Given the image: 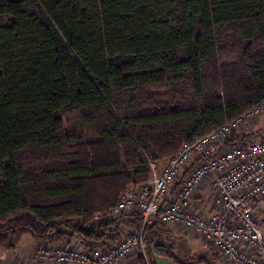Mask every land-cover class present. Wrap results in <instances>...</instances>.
Masks as SVG:
<instances>
[{
	"label": "trees",
	"instance_id": "obj_1",
	"mask_svg": "<svg viewBox=\"0 0 264 264\" xmlns=\"http://www.w3.org/2000/svg\"><path fill=\"white\" fill-rule=\"evenodd\" d=\"M261 100L264 0H0V245L119 240L139 215L93 216L148 160ZM169 231L145 226L154 255L219 264L179 256Z\"/></svg>",
	"mask_w": 264,
	"mask_h": 264
},
{
	"label": "built area",
	"instance_id": "obj_2",
	"mask_svg": "<svg viewBox=\"0 0 264 264\" xmlns=\"http://www.w3.org/2000/svg\"><path fill=\"white\" fill-rule=\"evenodd\" d=\"M260 117H264V100L192 141L183 142L162 170L158 171L156 161L148 160L150 178L120 194L116 205L109 209V213L117 210V215H104L105 219H114L135 213L141 218L140 226L125 231L107 248H88L78 240L71 244L42 242L28 261L2 264H116L135 248L145 254L150 242L144 228L156 217L162 224L185 226L203 236L226 264H264V222L256 218L253 208L254 202L264 197V132L258 138L225 144L236 130L249 133L252 120ZM208 176L218 196V208L202 215L192 210L191 201Z\"/></svg>",
	"mask_w": 264,
	"mask_h": 264
},
{
	"label": "rangeland",
	"instance_id": "obj_3",
	"mask_svg": "<svg viewBox=\"0 0 264 264\" xmlns=\"http://www.w3.org/2000/svg\"><path fill=\"white\" fill-rule=\"evenodd\" d=\"M259 119L260 118H256V119L252 120V122H255L256 120H259ZM263 125H264V123H260L259 125L256 126V128H258L259 126H263ZM251 127L253 129L255 126L252 125ZM251 131H253V130H251ZM262 131H264V130H262ZM259 133H260V130L259 131L255 130V132H253L249 136H247L244 141L251 140L255 137L258 138L260 135ZM244 135L245 134H242V136H244ZM233 136H234V134H233ZM231 137H232V135L227 137L225 140V144L227 146H229L231 144L241 143L243 141L242 139H236L237 141L234 142V140H230ZM169 158H166V159L161 160V161H157L158 171L161 170V168H163V166H165V164ZM209 189H210V191H208L206 198L213 199L214 210L212 211V213H214L215 210H217V208H218V203H217L218 196H217L216 192L213 190V187H211V188L209 187ZM215 201H216V203H215ZM253 208H254V214H255L256 218L258 220L264 222V197L255 201L253 204ZM117 212L118 211L115 210V211H112L109 213V210H108L104 214L94 215L93 219H94V221L98 220L95 222H100L102 219H104V215H106V217L113 218L115 215H117ZM202 215H205V213H202ZM165 226L170 230L169 234L166 236V241L168 243H171L174 245V247H175L174 251L179 256L184 257V259H188V258H190V259L193 258L194 260L205 259V260H207L206 262L209 261V263H211V262L215 263L216 262L219 264H226V262L221 257L217 248L211 242L206 240L203 236L199 235L197 232H195V231H193L190 228H187L185 226H181V225L168 224ZM125 231L127 232V230H125ZM122 237H123V234L121 235L120 239ZM26 238L31 239L32 237L29 234H22L21 236H19L15 240L14 246L12 249H15L18 239H19L18 245H17L18 248H21L22 246H24V244H25L24 240ZM147 239L150 242V246L147 248V250H145V254H143L139 248L138 249L135 248L126 257L136 256V259H137V256H139V254H141L143 259L145 260V262L147 264H148V262H150L149 260H151L153 262L152 257L154 256V254H153L152 250H153V247L155 244L150 239L149 236L147 237ZM119 240H117V241H119ZM117 241H115V242H117ZM115 242H109L103 246H105V248H107L109 245H111L110 243H115ZM49 243L52 244V242H49ZM12 249H10V250H12ZM194 264H197V263H195V261H194Z\"/></svg>",
	"mask_w": 264,
	"mask_h": 264
},
{
	"label": "crops",
	"instance_id": "obj_4",
	"mask_svg": "<svg viewBox=\"0 0 264 264\" xmlns=\"http://www.w3.org/2000/svg\"><path fill=\"white\" fill-rule=\"evenodd\" d=\"M260 123H264V117H260L259 120H256L255 122H253V126H255L253 129L251 128V130H253V132L259 131L262 129L263 126H259L258 128H256L257 125H259ZM249 131L252 133V131ZM264 130V129H263ZM264 131H260L259 134H261ZM233 134H243L242 130H236L232 133ZM256 138V137H255ZM254 139V138H253ZM164 168V166H163ZM161 168V170L163 169ZM211 176L206 177V179L203 181V183L201 184V186H199V188H197L195 190L194 196L192 197V205L191 208L194 212L197 213H205V215L211 214L212 211L214 210L213 206V199L210 198H206L207 197V193L208 191H210L209 187L211 188ZM20 239V238H19ZM18 239V241H19ZM18 241L16 243V247L15 249H7L5 245H0V264L2 263H9V262H23V261H28L31 258V255L33 253L34 248L39 245L40 241L36 240V239H28L26 238L25 244L24 246H22L21 248H18ZM51 244V243H50ZM54 244V243H52ZM153 263L154 264H174L173 262H171L170 260L164 258V257H160L157 255H154L152 257ZM116 264H139L136 256H128L122 260H120L119 262H117Z\"/></svg>",
	"mask_w": 264,
	"mask_h": 264
}]
</instances>
